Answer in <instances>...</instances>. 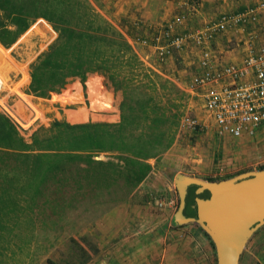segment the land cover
I'll list each match as a JSON object with an SVG mask.
<instances>
[{"label": "rangeland", "instance_id": "1", "mask_svg": "<svg viewBox=\"0 0 264 264\" xmlns=\"http://www.w3.org/2000/svg\"><path fill=\"white\" fill-rule=\"evenodd\" d=\"M88 1L113 24L122 23L134 38L150 41L176 15L183 18L180 24L172 25L174 33L202 29V25L194 22L193 14L199 11L192 8L167 9L168 13L161 20L153 9L164 4L159 0H146L151 4L146 8L150 17L148 22H144L138 9H133L136 17L130 20L124 17L125 2L122 0ZM237 3L245 6L246 1L237 0ZM32 27L36 30L31 31ZM233 33L234 36L229 35V41L225 42L231 50L236 49L238 37H242L241 33ZM56 34L49 22L38 18L12 45L3 47L16 65L25 68L28 81L21 91L15 86L21 78L19 74L11 71L5 77L0 72V112L17 126L27 143L33 134L47 128L52 120L113 122L119 118L120 93L104 86L98 74L87 75L84 89L74 78L58 88H66L65 91L51 97L46 90V97L28 90L30 66L47 50ZM216 37L225 39L220 34ZM134 47L146 55L140 59L146 67L184 92L179 97V93L173 90L168 94L170 101L177 102L181 115L194 117L206 127L193 133L177 123L172 143L158 156L149 159L152 167L148 175L125 198L73 195L72 198L67 197L53 214L49 209L42 211L39 215L41 221L37 220L31 229L30 242L19 249L13 246L12 256L0 255L1 264H216L214 247L210 245V249V239L197 229L196 223L189 222L179 227L172 224V213L179 204L174 173L180 170L183 174L211 180L259 169L264 164V130L256 138H233L213 133L211 121L202 108L201 90H193L192 94L186 90L192 76L198 73L199 49L191 42L172 48L163 59L157 58L149 46ZM23 110L26 118L31 116L30 111H39L37 118L44 115V120H36L23 128L13 115ZM32 217L33 214H28L30 223ZM248 246L243 249L239 264L256 262ZM161 247L164 248L163 257L160 256Z\"/></svg>", "mask_w": 264, "mask_h": 264}, {"label": "trees", "instance_id": "2", "mask_svg": "<svg viewBox=\"0 0 264 264\" xmlns=\"http://www.w3.org/2000/svg\"><path fill=\"white\" fill-rule=\"evenodd\" d=\"M38 18L57 34L30 66L28 90L42 97L46 90L51 97L65 91L58 88L74 78L84 89L87 75L98 74L104 86L120 93L119 118L52 120L27 143L0 112V255L12 256L13 246L27 245L40 213L49 209L53 214L67 197L125 198L148 175L149 159L172 143L181 115L168 94L173 90L179 97L184 92L146 67L128 40L132 33L122 23L113 24L88 0H0V72L5 77L11 71L19 74L18 89L22 91L28 75L4 48ZM30 112L27 118L24 110L13 114L21 127L44 120V115L37 118L39 111ZM196 188H188L185 216L195 215L196 196L209 195H197ZM28 214H33L31 223Z\"/></svg>", "mask_w": 264, "mask_h": 264}, {"label": "built area", "instance_id": "3", "mask_svg": "<svg viewBox=\"0 0 264 264\" xmlns=\"http://www.w3.org/2000/svg\"><path fill=\"white\" fill-rule=\"evenodd\" d=\"M245 1L240 11L221 14L202 29L170 35L172 25L182 22L183 16L176 15L163 32L166 42L154 45L159 59L172 48L181 47L185 41L199 49V72L192 76L189 88L201 90L202 107L215 133L233 138L253 136L264 124V41L257 42L258 36L250 32L245 37L246 56L240 65L224 66L214 62L208 44L215 36L231 29L244 30L251 27L264 15V0ZM138 41L147 43L144 38ZM179 124L193 133L201 132L206 127L204 123L185 114L180 116Z\"/></svg>", "mask_w": 264, "mask_h": 264}, {"label": "water", "instance_id": "4", "mask_svg": "<svg viewBox=\"0 0 264 264\" xmlns=\"http://www.w3.org/2000/svg\"><path fill=\"white\" fill-rule=\"evenodd\" d=\"M173 182L179 197L174 224L196 223L213 244L216 264H238L248 238L264 224V168L212 181L175 172ZM191 185L197 186L196 194L208 191L209 195L196 196L195 215L185 216Z\"/></svg>", "mask_w": 264, "mask_h": 264}, {"label": "crops", "instance_id": "5", "mask_svg": "<svg viewBox=\"0 0 264 264\" xmlns=\"http://www.w3.org/2000/svg\"><path fill=\"white\" fill-rule=\"evenodd\" d=\"M122 2H125V10L123 12L124 16L128 20L132 19V17H136L135 14L133 13V9H138V12L141 13V16L143 21L148 22V17L150 15L148 14V10L146 8H149L147 5H151L150 3H147L146 0H122ZM152 2V1H151ZM160 3H163L164 5L160 4L157 6L156 10L155 8L153 9V13L162 20L165 18L167 12V9H174V10H181V9H187V8H192L195 9L196 11H199V13L193 14L194 16V22L196 25H202L203 27L208 24L211 21H215L221 14L228 13L227 11H233V12H238L240 11L243 7L237 3V0H159ZM166 6V7H164ZM161 9V10H160ZM163 9V10H162ZM100 11V10H99ZM101 12V11H100ZM133 14H132V13ZM188 18V17H187ZM201 26V28H203ZM165 28L161 29L158 34H155L150 41L147 40L146 44H142L138 41V39L142 38H129V42L132 45V48L138 55L140 59H144L146 55L144 53H139L134 45H140V46H149L154 50V45H163L166 42V38L163 35ZM237 31V32H236ZM235 34H242V37H238V43L239 45L236 47L235 50H231L229 45L225 42L229 41V35L230 37L234 36ZM254 33L258 36L257 42H263L264 41V15L259 17L258 22L255 24L251 25V27L245 28L244 30H239V29H231L227 31V33H222L220 35L225 36V41L223 39H219V37L214 38L212 40V43L209 45L211 49V55L214 60V62L218 66H224L227 64H236L240 65L242 59L246 56V44H245V37H247L249 34ZM230 33V34H228ZM177 33H174L173 31L170 32V35H176ZM227 37V38H226ZM155 38L156 41L155 42ZM160 38L162 41H160ZM219 39V40H218ZM189 41H185L182 45L189 44ZM182 47V46H181ZM155 52V50H154ZM155 56L157 57L156 53ZM199 55L196 61V66H197V71L199 72V67H198V60H199ZM158 58V57H157ZM164 57L160 58L163 59ZM79 86L81 87L80 82H78ZM186 90H188V93L192 94V91L188 86L186 87ZM203 104V101H202ZM203 108V107H202ZM204 114L206 118L210 120L208 117L207 113L203 109ZM118 118V117H117ZM207 119V120H208ZM118 120V119H117ZM92 121V120H91ZM94 121V120H93ZM97 121V120H96ZM211 121V120H210ZM212 125V123H211ZM211 130L213 131L214 134V128L213 125L211 126ZM264 130V124L261 125L255 134L253 136H249L250 138H256L258 134H260ZM217 135V134H216ZM219 136V135H217ZM246 137V136H243ZM242 138V137H240ZM150 162V161H149ZM152 165V163H151ZM180 172V170L176 171ZM173 214V213H172ZM180 225H177L176 227H179ZM197 229L201 232V228L197 225ZM203 231V230H202ZM200 232L198 234H200ZM210 239V238H209ZM209 246H213L211 244V240H209ZM249 245V246H248ZM210 246V249H211ZM248 246V249L250 250V253L254 256L255 261L258 262L259 264H264V224L258 227L248 238L244 248ZM243 248V249H244ZM163 247H161V257H163ZM243 249L241 251V254L243 252ZM240 254V256H241ZM240 256H239V261L238 264L240 263ZM142 259V258H141Z\"/></svg>", "mask_w": 264, "mask_h": 264}, {"label": "flooded vegetation", "instance_id": "6", "mask_svg": "<svg viewBox=\"0 0 264 264\" xmlns=\"http://www.w3.org/2000/svg\"><path fill=\"white\" fill-rule=\"evenodd\" d=\"M189 187H190V186H189ZM189 187H188V188H189ZM200 194H201V193H200ZM197 195H199V194H197Z\"/></svg>", "mask_w": 264, "mask_h": 264}]
</instances>
